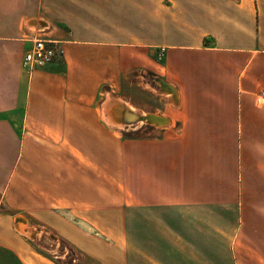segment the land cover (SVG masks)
Returning <instances> with one entry per match:
<instances>
[{
    "label": "crops",
    "instance_id": "obj_1",
    "mask_svg": "<svg viewBox=\"0 0 264 264\" xmlns=\"http://www.w3.org/2000/svg\"><path fill=\"white\" fill-rule=\"evenodd\" d=\"M38 38L62 54L29 74ZM124 128L125 264H264V0H0V264L56 263L30 224L105 262L97 153Z\"/></svg>",
    "mask_w": 264,
    "mask_h": 264
},
{
    "label": "rangeland",
    "instance_id": "obj_2",
    "mask_svg": "<svg viewBox=\"0 0 264 264\" xmlns=\"http://www.w3.org/2000/svg\"><path fill=\"white\" fill-rule=\"evenodd\" d=\"M155 59L161 60L162 57L156 56ZM136 74V72H134ZM126 129H119L117 130L118 140L117 142H113L108 140V144H103L101 152L97 153V159L100 162L97 163L96 167L101 165L102 168V178H101V200H102V216L104 218H109L114 214L112 211L113 207H117V218L118 224L114 225L113 227L108 223H103L101 226L95 228V232H89L90 235L95 239L94 243L89 245L88 250L95 251L96 254H100L101 257L105 260L103 264H125V253H124V219L120 217V202H124V186H121V182L124 181L122 177L123 170L125 169V146L124 141L126 139ZM147 133V131H146ZM88 155L93 154L92 152L88 151ZM84 167V165H81ZM94 165L90 162H86V170L93 169ZM123 178V179H122ZM86 185H92L93 179H89L87 177ZM97 184V182H96ZM93 186V185H92ZM121 186V187H120ZM73 188L69 189L70 195L72 194ZM86 201L92 199V195L87 194L85 197ZM115 211V210H114ZM113 212V213H112ZM7 214H12L11 221L16 219H21L23 211L14 212L13 210H6ZM28 217V214H27ZM103 218V219H104ZM66 233L73 235V231L69 230L67 227L63 228ZM19 230V229H18ZM26 231L27 235H23L27 239L29 243H31L32 249L37 251L39 255L45 259V261H52V262H60L62 263L63 260L58 259L61 254H70L72 255L71 251H66L61 243L54 244L50 236H42V229L36 227L33 224H30ZM88 232L90 229L85 228ZM83 234V232H81ZM92 233V234H91ZM86 243H89L86 242ZM75 248L77 246L76 243H71ZM80 250L84 252L86 251L85 247L82 249V245H79ZM87 247V245H86ZM29 248V247H28ZM27 248V253L29 254V250ZM77 249V248H76ZM111 251H116L117 253H111ZM52 255H55V260H53ZM69 255V256H70ZM43 263L45 261L41 259ZM54 262V263H55ZM55 263V264H56ZM57 263V264H58ZM18 264H30L27 263H18Z\"/></svg>",
    "mask_w": 264,
    "mask_h": 264
},
{
    "label": "built area",
    "instance_id": "obj_3",
    "mask_svg": "<svg viewBox=\"0 0 264 264\" xmlns=\"http://www.w3.org/2000/svg\"><path fill=\"white\" fill-rule=\"evenodd\" d=\"M61 54V48L57 43L38 38L33 41L31 49L24 55L22 68L30 74L35 69L50 64Z\"/></svg>",
    "mask_w": 264,
    "mask_h": 264
}]
</instances>
